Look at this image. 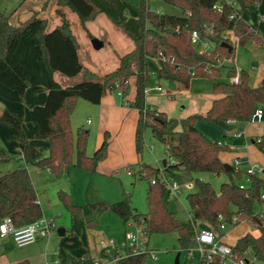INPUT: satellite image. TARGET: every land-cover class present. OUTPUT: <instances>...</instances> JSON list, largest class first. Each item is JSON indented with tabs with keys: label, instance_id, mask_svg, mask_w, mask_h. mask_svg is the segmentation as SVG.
Instances as JSON below:
<instances>
[{
	"label": "trees",
	"instance_id": "obj_1",
	"mask_svg": "<svg viewBox=\"0 0 264 264\" xmlns=\"http://www.w3.org/2000/svg\"><path fill=\"white\" fill-rule=\"evenodd\" d=\"M137 1L138 6L126 0H56V14L61 18V23L50 32L45 31L46 21L38 17L37 11H31L27 20L16 24L9 22L11 14L0 12V84L20 95L30 84L23 68L13 60L22 37L30 40L35 61L43 63L49 75L46 102L43 106L33 108L31 114V120L37 126L36 139L48 141V155L43 157L29 144L22 129V116L14 110L6 106L0 108V125L8 128L10 135L21 146L20 155L26 165L47 170L56 178H60L70 166L94 173L98 163L106 157L108 134H103L100 146L89 157L86 155L88 130L77 128L74 139L70 115L78 100L98 105L107 93L120 91L123 96L128 95V80L134 77V99L126 102V105L138 112L134 131L135 152L141 154L144 133L149 130L152 139L164 146L166 157L173 163L167 164L166 172L145 164L140 165V178L148 181L146 214H137L130 207L126 196L115 204L97 203L88 205V208L97 212L110 210L123 223L130 221L141 226L145 237L174 233L180 254H187L195 246L196 232L192 220L202 221L209 226L208 229L214 231L219 230L222 222L229 226L248 222L252 229L258 231V236L254 237L249 232L244 234L231 246L232 251L237 257L248 253L255 261L264 264V217L255 215L253 210L254 205L261 202L264 180L252 176L248 188L240 190L238 182L242 181L244 173L239 170L225 172L224 164L219 159L220 151L228 148L225 141L212 142L195 126L199 120L213 124L234 122L243 125L251 121L257 107L264 109V82L258 87H249L246 74L241 73V84L229 85L221 81V70L216 68L224 59H234L235 49L229 52L222 47V34L225 31L233 30L240 45H263V40L242 19L247 8L256 5L259 0H231L232 3H226L225 0H158L179 10L180 15L152 10L151 0ZM46 6L45 1L41 10ZM218 6L220 9H217ZM61 8H68L76 14L85 31L86 22L100 14L105 15L132 40L133 50L119 58L118 67L114 71L103 76L83 68L77 56L79 45ZM232 15L234 17L230 18ZM193 31H197L201 41L212 44V48L203 52L195 50L190 42ZM88 37L93 39L89 34ZM148 59H157L160 80L187 85L191 78H207L212 81V92L222 96L211 103L204 116L190 115L180 121L169 119L145 100L149 81ZM54 72L67 77L82 72L84 80L62 88L52 80ZM191 72L193 75H190ZM232 75L234 69L229 67L227 78ZM252 143L264 154L262 139L257 142L255 138ZM9 160L10 155L0 149V161ZM160 174L178 184L186 181L184 175L188 176L187 180L193 185L185 198L189 221H180L167 210L164 203L167 191L157 179ZM202 174H227L230 181L221 184L218 191H215L210 183L198 177ZM152 178L156 179L153 184ZM59 197L69 215L80 214V208L70 203L67 194L59 193ZM6 217L16 228L42 218L35 189L23 166L0 173V222ZM232 217L236 218L233 224ZM147 255H134L127 250V255L119 260V264H147ZM82 257L85 264L90 263L88 256ZM198 264L222 262L219 257H213L210 261L201 258Z\"/></svg>",
	"mask_w": 264,
	"mask_h": 264
},
{
	"label": "crops",
	"instance_id": "obj_2",
	"mask_svg": "<svg viewBox=\"0 0 264 264\" xmlns=\"http://www.w3.org/2000/svg\"><path fill=\"white\" fill-rule=\"evenodd\" d=\"M24 1L29 2L28 3L29 5L27 7H24V10L22 12L13 11L12 13H9V15L11 14V18L9 20L11 24H16L18 21L21 22L25 21L29 18L31 11H37L38 17L46 21V29H45L46 32H50L55 27L60 25L61 18L56 14V9H57L56 0H24ZM45 1L47 2V6L44 10H41V7ZM23 2H21L20 5H22ZM261 2L262 0H259L256 5L247 8L246 12L242 15V19L249 26L250 24L246 21L245 16L249 17L252 11V10L250 11V9L253 7L255 9H260ZM60 10L63 13L65 19L69 22L71 32L79 45L77 56L79 63L83 68L90 70L96 75L103 76L107 73L114 71L118 67L119 58L133 50L134 45L132 40L127 35L124 34L122 29L113 25L106 18L105 15L100 14L96 16L92 21L86 22L85 28L86 31L88 32L87 33L80 25L79 19L76 14L71 12L68 8H61ZM262 18H264V16H258L257 22L258 24L264 25V22L261 20ZM250 28L253 30L251 26ZM254 32L258 35L256 31ZM88 34L93 39L96 38L97 41L101 43L100 48L98 49L93 48L91 44V39L88 37ZM258 36L262 38L260 35ZM30 44L31 43L29 41L25 39H20L16 52L13 55V60L23 68L25 76L29 80L30 84L22 95L18 94L15 91L9 90L0 84V108L6 106L22 116L23 119L22 129L27 137L29 144L37 151H39L43 157H45L48 155V149H49L48 141L36 139L37 126L35 123L32 122L31 114L33 108L37 106H43L46 102L47 93H48L49 75L43 63L35 61L33 55V49ZM250 45L255 55V58H259V56H262L263 57L262 60H264V53L260 52L264 48V41L261 47H257L253 43H251ZM209 47L212 48V44H210ZM101 49L102 50L104 49L103 53H100L101 51L98 52ZM153 60L156 61L157 74H158V70H159L158 61L157 59H153ZM223 66L224 67H221L222 69H220L221 81L226 82L227 69L230 66V63L226 62ZM233 68L236 69L234 64H233ZM259 71H257V73ZM241 73H245V72H241ZM246 76H247V81L250 80V76H248L247 74ZM51 77L52 80L62 88L74 86L76 84L83 82L84 80L82 72H80L79 74L73 77H67L62 75L61 73L54 72ZM192 79L193 78H191L190 81ZM256 79H257V75H255L254 81H256ZM190 81L188 82L187 85H183L181 83H177L173 81H163L165 84L168 85L171 84L174 86V88L166 90L168 96H162L157 93V91L154 88L156 86H161L158 83L151 88L147 87L145 90L146 102L150 105H154L158 111L165 113V115L169 119H175L177 121H180L190 115L204 116L208 111V109L210 108L211 103L214 100L220 98L222 95L214 94L212 92L208 100L195 101L192 98V95L188 88ZM262 81L264 82V80ZM261 82H252V84H249L248 86L258 87L262 84ZM134 83H135L134 77L129 78L128 80L129 93L128 95L124 96V98L119 97L120 102L119 99L117 98L118 96L116 97L115 96L116 94L114 95V93L106 94L101 99L98 105H91L83 100H78L75 104V108L72 114L70 115V127L74 139H75L76 129L80 125V123L78 122L80 116L83 119L85 116H87L86 124H91V133H92L91 146L93 145V147L92 148H89L88 146L86 147L87 148L86 155L89 157L91 151H93V149H95L96 147L100 146L103 140V134L106 132L105 129L108 130H110L111 128L113 129L115 133V138L114 140H112L111 146L109 148L110 149L109 158L112 154L113 161L111 165H108L109 163L107 164V162L100 163L97 168V171L99 173L106 175H115L119 173L121 169L124 170L125 167L128 165L132 166L133 168L140 167L141 165V164H137L135 157L133 155L131 157L130 154L131 147L134 146V131H135L136 121L138 118V112L135 109H131L127 107L126 102L132 101L134 99V95H135ZM149 92H155L161 98H165L168 99L170 102H173L176 111L173 110L172 115H167L166 114L167 109L165 107L163 108L160 105L159 102L160 100L157 99L156 101H154L153 100L154 98L152 99L151 97L148 96ZM163 101L164 99L162 100V102ZM227 123L232 124L236 128V131H234L231 135L232 143L234 140H236L234 138V135L236 133H240L242 135L241 140L247 139L244 136L245 134L243 128H245L249 122L243 125L234 122H227ZM83 126L84 124L81 125V128H83ZM197 127L198 124L196 126V129ZM26 128L29 129V131H27ZM179 130L180 128L178 127L177 131ZM198 131L200 132V130ZM0 132L6 135V131L0 130ZM200 133L203 134L206 138H208V136L205 135L202 131ZM249 137L253 138V135H250ZM210 141L215 142L214 139ZM18 148H19L18 152L20 154L21 146L19 144H18ZM114 148H116V150H114ZM219 159L223 163L220 154H219ZM234 159L238 160L237 157H234L232 160V165ZM74 160L75 157H73V163ZM164 160L166 161V163H168L166 159V154ZM131 161L133 163H131ZM162 161L161 163L156 162L155 163L156 166L154 168H159V169L163 168ZM239 171L244 172V170L242 171L241 169H239ZM224 175H225L224 176L225 180L220 182L219 185L223 183H229L230 181L229 176L227 174ZM184 176L186 177V181H184V183L190 182L188 181L189 180L188 176L187 175ZM209 176H215V175L202 174L199 175L198 177L200 179L205 180L204 178ZM219 185L217 188L214 189L215 191H218L220 187ZM37 199H38V195H37ZM39 201L40 199H38V203ZM40 203L39 205H41V209H43L42 208L43 206ZM76 203L77 202H72L71 204L73 206H77L80 208V214L77 216H71L67 212H65L66 213L65 214L63 207L61 209L57 204L47 207L50 210L62 213L59 215L60 217H62L63 220V224L61 225V228L64 230L63 236H59L58 234L56 235L53 234L48 240H39L30 245L24 247H17V248L13 244L11 238L9 237L0 240V264H77L79 258L82 257L83 255L88 256L90 259L99 260L100 264H119V260L121 259L120 252L116 250L115 253L109 254L107 253L108 251H102L99 247V242H97L98 240L96 241V237L99 238L101 236V232H100L101 229L105 231L109 229H113L114 231L118 230L120 224L121 223L124 224L122 220L110 210H106L103 213L97 212L95 210H90L88 208V205L90 204L89 202H87V204H81V202L80 204H76ZM255 205H257V210H256L257 215L260 214L264 217V212L261 211V209L264 207V202L261 201L260 204L257 203ZM110 213L117 216L118 221H116L112 217H109L108 214ZM188 214H189V210H188ZM43 216L44 215L42 214V217ZM194 222L202 223L204 225L203 230L209 228V226L202 221L192 220L191 222L192 225ZM242 223L244 222H241L239 224ZM238 225L236 226L226 225V226L236 228ZM223 230H217V234L220 241L226 245L233 246L239 238H236V240L233 243H228L227 236H224L222 233ZM197 231L200 230H195V232ZM248 232L254 237L258 236V231L255 232V234H253V232L250 231ZM244 233L242 234V236L244 235ZM146 243L148 249L149 247L148 242L146 241ZM124 251L126 254L127 252L125 249ZM55 260H57V262H55Z\"/></svg>",
	"mask_w": 264,
	"mask_h": 264
},
{
	"label": "rangeland",
	"instance_id": "obj_3",
	"mask_svg": "<svg viewBox=\"0 0 264 264\" xmlns=\"http://www.w3.org/2000/svg\"><path fill=\"white\" fill-rule=\"evenodd\" d=\"M126 1L134 6H138L137 0ZM21 2H23V0H0V12H5L7 14L12 13L13 11L22 12L24 10V7H27L29 5V2L24 1L22 5H20ZM150 8L152 10H156L158 13L169 15L181 14L179 10L168 7L158 0H151ZM250 11L251 13L249 17L245 16L246 21L250 24L253 30L262 37L261 39L264 41V25L258 24L257 22L258 16H264V0H262L260 4V9H255L253 7L250 9ZM20 39H25L30 42V40L25 37H22ZM95 40L97 39L95 38ZM250 44L251 43L237 46L234 51V59H231L230 62L232 67L233 64L235 65L238 74H241V72H245L248 76H250V80L247 81L248 85L252 84V82H261L262 80H264V60H262L263 57L259 56V58H255ZM193 47L199 52L206 48L200 43H197ZM104 49H101L98 52L101 51L100 53H103ZM260 52L264 53V48ZM147 70L149 75V81L147 83L148 88L155 86L157 83L161 85L163 89L166 88L165 90L174 88L173 85L165 84L158 78L157 64L155 60H147ZM257 71L259 72L257 73ZM255 75H257L256 81H254ZM188 88L190 90L192 98L195 101H205L208 100V98H210V94H212V81L207 78H193L190 81ZM148 96L152 99L154 98V101L159 99L160 105L163 108L165 107L167 109V115H172L173 110L176 111L173 102H170L168 99L161 98L155 92H149ZM117 98L120 102V98ZM163 99L164 101L162 102ZM86 120L87 116H85L84 119L80 116V119L78 120L80 125L78 126V128H81V125L84 124L83 129L88 130L89 133L87 146L89 148H92L93 145L91 146V124H86ZM197 124V129L207 135L210 140L214 139L215 142H226L228 148H223L220 151V157L223 160L224 165H230L232 167V160L234 157H237L240 162L239 169H241L242 171L245 170L250 164H256L260 167H264V154L252 143V140L255 138H260L264 142L263 122L250 121L246 125V127L243 128L245 134L244 136L247 139H242V143L238 147L232 146L231 135L234 131H236V128L232 124H229L227 122H219L217 124H213L203 120H199ZM0 130L6 131V135L0 132V149H2L6 154L10 155L9 161H0V173L3 174L13 171L20 166L25 167L28 170L30 179L38 195V199H40L39 203L41 202L40 204H42L43 206V209H41L42 214L44 215L43 218L53 221V231L48 238L43 240H48L53 234L56 235L57 229L61 228V225L63 224L62 217H60L59 215L62 213L47 208L49 206L57 204L59 208L62 209L63 204L60 200L59 193L67 194L70 203L77 202L76 204H80L81 202V204H87V202H89V205H94L97 203H105L107 205L115 204L117 202H120L126 196L129 200L130 207L135 210L137 214L142 215L147 213L146 190L148 187V181L147 179L140 178L139 167L131 168L134 172L132 176L126 173V169L129 168L130 165L126 166L124 170L121 169L119 173L115 175H106L97 171L98 165L100 163L107 162V164L109 163L108 165H111L113 161L112 154L109 158V148L111 146L112 140H114L115 138V133L112 128L110 130L105 129V133L108 134V147L106 157L98 163L94 173L77 169L74 166H70L68 168V172H65L60 178H56L51 172H47V170L39 169L38 167L33 165H26L18 152L19 148L17 140L12 138L8 128L0 125ZM26 130L29 131V129L27 128ZM248 134L253 135V138L249 137L250 135ZM143 140L144 144L141 154H137L135 152V146H133L131 147L130 151L131 157L132 155L135 157L137 164H145L148 166L152 165L154 168L156 166V162L161 163V161L165 159L163 146L152 139L149 130L145 131ZM97 148L98 147L91 151L90 157ZM114 150H116V148H114ZM131 163L133 162L131 161ZM224 176V174H221L219 177L209 176L205 177L204 181L209 182L210 185L215 189L218 187L220 182L225 180ZM234 180L236 181V178H234ZM240 182L244 183V181H239L238 184ZM190 191L191 190L182 188L180 189L179 193H176L171 197L166 196L164 199L167 210L180 221L190 220L185 199L186 195ZM258 204H260V202ZM253 210L254 212L257 210V205L254 206ZM261 211L264 212V207L261 209ZM65 212L66 211L64 209V213ZM48 213L51 215H49ZM255 215H257V211L255 212ZM108 216L118 221L117 216H115L114 214L110 213L108 214ZM128 224H130V222L124 224L121 223L118 230L116 231H114L113 229H109L107 231L101 229V236L99 238L96 237V241L98 240L97 242H100L112 239L115 244V248L120 252L121 258L124 257L125 251L123 248V237L126 232H134L135 228L138 227V225L131 226ZM193 226L195 230H203L204 228V225L199 222H194ZM233 228L234 227L226 226V228L222 231L223 235L227 236L228 243H233L236 238H240L244 232L246 233L250 231L253 232V234L257 232V230L252 229L251 224L247 222L239 224L236 228ZM146 241L148 242V249L151 250L153 252L152 254L155 256L153 258L152 254H148L146 256L147 264H175L176 255L180 252L176 240V235L174 233L165 235L153 234L149 237H146ZM107 251V253L109 254L116 252L113 248H108ZM199 261L200 254L198 251H193L190 253V255L186 253H182L179 255L180 264H198ZM253 264H260V262L255 261Z\"/></svg>",
	"mask_w": 264,
	"mask_h": 264
},
{
	"label": "built area",
	"instance_id": "obj_4",
	"mask_svg": "<svg viewBox=\"0 0 264 264\" xmlns=\"http://www.w3.org/2000/svg\"><path fill=\"white\" fill-rule=\"evenodd\" d=\"M225 1L226 3H232V1H227V0ZM217 9H220V7L218 6ZM233 17L234 15L230 16V18ZM261 20L264 22V18H262ZM222 39L224 43L230 45L234 49L240 45V40L235 35L233 30L225 31L222 34ZM190 42L193 46L196 45L197 43H200L204 47H206L204 50L200 52L208 51L211 49L209 47L210 46L209 42L200 40L197 31H193L191 33ZM226 62L230 63L231 59H224L223 61L219 62L216 68L221 69V67H224L223 65ZM229 67H232L231 63ZM190 75H193V73L191 72ZM241 82H242V78L240 74L237 73L236 69H234V75L226 79V83H228L229 85H240ZM154 89L157 91L159 95L168 96L167 91L163 89L161 86H156ZM115 94L120 98H124V96L120 91H116ZM251 121L264 122V109L262 107H257L255 109ZM234 138L236 140L241 139L242 135L240 133H236L234 135ZM259 141L260 138H257V142ZM224 143L226 144V142ZM166 159L169 164L173 163V161L170 160L168 157H166ZM238 167H239V161L237 159H234L233 170L238 171L239 170ZM160 170H164V169L160 168ZM126 173L128 175H131L132 171L129 168H127ZM243 173H244V178L242 179V181H244V183L240 182L238 184L240 190H246L248 188L250 177L252 176H256L264 180V167H260L256 164H250L244 170ZM157 179L164 184L168 197L174 196L176 193H179L180 189L182 188L186 190H192L193 188L191 182L178 184L174 181L169 180L164 174H160L157 177ZM155 181H156L155 178L151 179L152 184L155 183ZM260 201L264 202V191L260 195ZM259 217L263 218V216L260 214ZM235 221L236 218L232 217L231 220L232 224ZM128 225L135 226L132 222H130V224ZM225 226L226 224L222 222L219 226V230H223ZM53 229H54L53 221L46 220L43 217L35 222H32L30 224H27L19 228L14 227L11 220L6 217L3 218L0 222V240L9 237L11 238L13 244L16 247H23L32 244L36 241L48 238L51 232L53 231ZM194 242H195V246L194 248L190 249L187 252L188 255H190V253L193 251H198L200 254V259L204 258L207 261H210L213 257H219L221 259L222 264H253L255 262V259L248 253H245L243 257H237V255L233 253L231 246L222 243L218 237L217 231H214L212 229L197 231L195 233ZM146 244H147L146 237L143 234L141 226L136 227L134 232H126L124 235L123 248L126 250V252L127 250H130V253L134 255H138L142 253L152 254L153 252L147 249ZM99 247L102 251H107L108 248H113L115 251L117 250L115 248V244L112 239H109L108 241H100ZM126 255L127 253L125 254V256ZM152 256L153 258L155 257L153 254ZM55 262H57V260H55ZM77 264H85L84 257H80ZM89 264H100V262L97 259L96 260L90 259Z\"/></svg>",
	"mask_w": 264,
	"mask_h": 264
},
{
	"label": "water",
	"instance_id": "obj_5",
	"mask_svg": "<svg viewBox=\"0 0 264 264\" xmlns=\"http://www.w3.org/2000/svg\"><path fill=\"white\" fill-rule=\"evenodd\" d=\"M91 44H92V46H93L94 49H98V48H100V46H101V43L98 42V41L95 40V39H92V40H91ZM222 47L226 48L229 52L232 50V47H231L230 45L226 44V43H223V44H222ZM241 143H242V140H241V139H238V140H234L232 144H233L234 146H240ZM162 167H163V169H164L165 172H166V171H167V167H168V165H167V163H166L165 160L162 161ZM224 171H225V172H232V171H233V167H231L230 165H224ZM57 234H58L59 236H63V234H64V230H63L62 228L57 229ZM179 255H180V253L176 255V258H175V264H180V263H179Z\"/></svg>",
	"mask_w": 264,
	"mask_h": 264
}]
</instances>
